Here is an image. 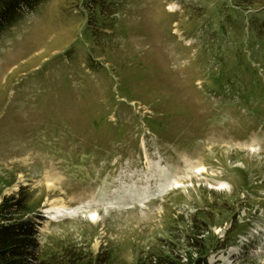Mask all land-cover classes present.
Returning a JSON list of instances; mask_svg holds the SVG:
<instances>
[{
	"label": "rangeland",
	"instance_id": "1",
	"mask_svg": "<svg viewBox=\"0 0 264 264\" xmlns=\"http://www.w3.org/2000/svg\"><path fill=\"white\" fill-rule=\"evenodd\" d=\"M263 5L41 0L0 31V202L28 190L44 255L196 228L208 264H264Z\"/></svg>",
	"mask_w": 264,
	"mask_h": 264
},
{
	"label": "trees",
	"instance_id": "2",
	"mask_svg": "<svg viewBox=\"0 0 264 264\" xmlns=\"http://www.w3.org/2000/svg\"><path fill=\"white\" fill-rule=\"evenodd\" d=\"M111 1L89 0V4L105 11L103 8ZM258 1L237 0V4L246 8ZM40 2L41 0H0V31L33 11ZM30 197L28 190L21 188L18 192L5 195L0 202V264H124L113 261L109 254L94 253L77 246L65 247L44 255L39 241V228L45 218L41 213L31 210ZM197 230L193 228L191 232L184 234L188 247H183L178 241L165 242L162 248L157 250L154 246L149 253L140 255L134 264H208L204 256L207 245L199 237L201 233ZM184 249L186 251L183 253Z\"/></svg>",
	"mask_w": 264,
	"mask_h": 264
},
{
	"label": "bare ground",
	"instance_id": "3",
	"mask_svg": "<svg viewBox=\"0 0 264 264\" xmlns=\"http://www.w3.org/2000/svg\"><path fill=\"white\" fill-rule=\"evenodd\" d=\"M167 9L170 10V11H175L176 6H175V5H168V6H167ZM51 218H52V217H51Z\"/></svg>",
	"mask_w": 264,
	"mask_h": 264
}]
</instances>
